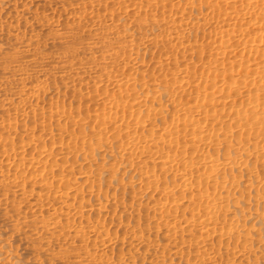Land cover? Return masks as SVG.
Returning a JSON list of instances; mask_svg holds the SVG:
<instances>
[{
    "label": "bare ground",
    "instance_id": "6f19581e",
    "mask_svg": "<svg viewBox=\"0 0 264 264\" xmlns=\"http://www.w3.org/2000/svg\"><path fill=\"white\" fill-rule=\"evenodd\" d=\"M183 2L0 0V264H264V0Z\"/></svg>",
    "mask_w": 264,
    "mask_h": 264
},
{
    "label": "rangeland",
    "instance_id": "374dc122",
    "mask_svg": "<svg viewBox=\"0 0 264 264\" xmlns=\"http://www.w3.org/2000/svg\"><path fill=\"white\" fill-rule=\"evenodd\" d=\"M172 1L176 2L177 0H176V1H175V0H172ZM186 1H187V0H185V2H183V3H181V4L179 3L180 5H178V6L180 7L179 12H181L182 14L184 13L185 15H187L186 13H188V11H186L187 8L189 7L188 4H190V2L192 3L193 0H188V1H190V2H188V1L186 2ZM230 1H231V0H229V1L227 0V2H230ZM185 3H187V4H185ZM182 4L185 5L184 8L182 7V6H183ZM198 4H199V3H198ZM198 4L195 3V6L198 7L199 5H201V3H200L199 5H198ZM187 6H188V7H187ZM202 6H203V4L201 5V7H202ZM185 7H187V8H185ZM204 7H205V6H204ZM182 8H183L185 11H184ZM173 9H175V8H173ZM203 9H204V8L202 7V10H203ZM168 10H170V9H168ZM180 10H182V11H184V12H182V11H180ZM206 11H207V10H206ZM230 11H231V10H229L228 12H230ZM169 12H170V13H169ZM169 12H168V15H169V16H170L171 14H173V11H169ZM179 12L176 13L178 16L175 15V13H174V16H176V17H179V18H182V17H183V18H182L183 20L178 18V19H179V22H178V23H181V22L184 21L183 24H182V23L179 24V27H182V26L184 27L185 23H186V27H184V28L182 27L181 29H184V30H182V31H181L180 28L178 29V30H180L181 33H183V34L179 33L178 30H177L178 32L176 31V34L178 33V35H179V37H180L179 39H178V36H177L175 33L173 34V35H174V40H175V38L177 37L176 39L178 40V42L176 41V43L178 44V46L180 45V47H178V48H181V47H182V48H187V47H188V49H189L190 52L188 51V49H187V50L185 49V50H186V53L184 52L185 50H183V52H182V56L180 55L181 53L178 54L179 56H181V58H182V57H183L184 59L187 58L185 61L183 60V58L181 59L178 55H177V56H178L177 58H178V61H179V58L181 59L182 62L184 61L183 63H184L185 65H184L183 63H181V65H180V68L183 67V68H182V71H183L184 68H186V66H188V67L186 68L187 70H188V69H191L192 67H193L194 70H195V69H198V68H196L197 66H200V65H203V66H204L203 62H204V63H206V61H207V62H209V61L211 62L210 59H209V61H208L207 57H206V59H205V55L203 56V58H204L205 60H204V59H203V60H200V59H197V58H198V57L201 58V54H203V52H204L203 50H205V48H204L203 46L206 47V44H205V43H207V42H208V39H210L209 37H211V35H213V33H212V31H211L210 29L207 30V26H209V24H213V23H214V21H212V20H215V17L212 16L214 19L211 18V16H209V14H210L209 11H207V12L204 13L205 15L202 14V15H204V18H201V17H203V16L200 17V16L196 15V16H197V17H196L197 19L193 18V16H192V18L190 17L192 20H191V19H188V20L186 21V20L184 19V17L187 19L188 16H189V14H188V16H185L184 14H183V16H182L181 14H179ZM202 13H203V12H202ZM207 14H208V17H207ZM179 15H180V16H179ZM174 16L172 15L173 18H176V17H174ZM214 16H215V15H214ZM194 17H195V14H194ZM209 17H210V18H209ZM206 18H207V19L209 18V19H208V22L206 21V20H207ZM201 19H203V20H204L203 22H205V23H202V24H201V23H200V22H202ZM205 19H206V20H205ZM211 19H212V20H211ZM180 20H181V22H180ZM190 20H191V21H190ZM194 20H195V22H194ZM197 21H198L199 23H198ZM189 22L192 24V26H191V24H189ZM193 22H194V23H193ZM206 22L208 23V25L206 24ZM197 23H198V25H196ZM188 24H189V25H188ZM200 24H201V25H200ZM180 25H181V26H180ZM206 25H207V26H206ZM195 26H196V27H195ZM202 26H203V27H202ZM191 27H192V28H191ZM197 27H199V28H197ZM200 27H202V28H200ZM185 28H188V29L186 30ZM196 28H197V29H196ZM191 29H193V30H191ZM194 29H196L197 33H196V31H195ZM189 30H190V31H189ZM205 30H207L206 33H205ZM209 30H210V32H208ZM185 31H186V32H185ZM187 31H188V32H187ZM198 31H199V32H198ZM190 32L192 33V35H191ZM202 32H203V34L206 35V37H205V35L202 34ZM187 33H188V34H187ZM194 33H195L197 36H195ZM200 33H201V34H200ZM207 33H208V34H207ZM175 35H176V37H175ZM181 35H182V36H181ZM185 35H188V37H189V35H190V37H191V36H194V37L191 38V40H192V39H193V40H192V41H191V40H187V38H184ZM209 35H210V36H209ZM230 35H231V34H230ZM171 37H173V36H171ZM190 37H189V38H190ZM201 37H203V38H201ZM228 37H230V36H228ZM181 38H184V39H181ZM207 38H208V39H207ZM212 38H213V37H212ZM226 38H227V37H226ZM226 38H225V39H226ZM185 39H186V40H185ZM197 39L200 40V41H198ZM205 39H206L207 41H206ZM181 40H182V41H181ZM183 40H184L186 43H187V41H189V43H188L189 46H188L185 42H183ZM194 40L196 41V43H195V44H192V43L194 42ZM204 40H205V41H204ZM212 40H213V39H212ZM180 41H181V42H180ZM202 41L205 42V43H204L205 45H204V44L202 45V43H203ZM179 42H180V43H179ZM182 42H183V43H182ZM199 42H201V43H199ZM181 43H182V44H181ZM140 44H141V43H140ZM140 44H139V46H141ZM197 44H198V45H197ZM200 44H201V46H200ZM194 45L197 46V48L193 47ZM198 46H200V47H198ZM202 47H203V48H202ZM182 48H181L180 50H182ZM192 48H193V49H196L195 52L192 50ZM200 48H202L203 50L200 49ZM198 49H199V52L197 51ZM151 50H152V52H151ZM200 50H201V51H200ZM153 51H154V52H153ZM196 51H197V53H198L197 56L195 55V54H197ZM202 51H203V52H202ZM192 52H193V53H192ZM206 52H207V51L205 50L204 53H206ZM153 53L155 54V56H154ZM189 53H190V54H189ZM191 53H192V54H191ZM199 53H200V54H199ZM141 54H142V53H140V55H139V62H140L139 64H141L143 68L146 66L145 69H147V67H149V65H150L151 63L153 64V62H155L156 52H155L154 49L151 48V49H150V53H148V56H147V54L145 55V57L147 56L146 58H149L148 61L151 60V59H150L151 56L154 57V58L152 59L153 61L151 60L152 62L149 61V64H147V61H145V60H147V59L144 58V56L141 55ZM151 54H152V55H151ZM149 55H150V56H149ZM183 55H184V56H183ZM187 55H188V57H187ZM190 55H191L192 57H190ZM194 55H195V57H194ZM151 58H152V57H151ZM191 58H192V60H191ZM193 58H194V59H193ZM188 59H189V60H188ZM195 59H197V60H195ZM194 60H195V62H194ZM199 60H200V61H199ZM188 61H189V62H188ZM196 61H197V62H196ZM187 62H188V63H187ZM192 62H194V64H193ZM186 63H187L188 65H187ZM190 63H191V64H190ZM197 63H198V64H197ZM146 64H147V65H146ZM189 64H190L191 66H190ZM144 65H145V66H144ZM207 65H208V64H207ZM207 65H205V66L207 67ZM189 66H190V67H189ZM142 67H141V68H142ZM200 67H201V66H200ZM200 67H199V68H200ZM208 67H209V66H208ZM180 68H179V70H180ZM193 68H192V71H193ZM145 69H143L142 71H144ZM188 71H189V70H188ZM187 74H189V73H187ZM187 74H185V78H186V75H187ZM187 76H188V75H187ZM185 78L183 77V80H185ZM184 84H185V85H184ZM184 84H183V85H184V88H185V92L187 93V91H189V90H187V89H188V85H186V83H184ZM183 85H182V86H183ZM168 99H169V101H170V97H169ZM171 99H172V98H171ZM163 100H164V99H163ZM163 100H162V103H164L165 100L167 101V99H165L164 101H163ZM165 103H166V102H165ZM165 103H164V104H165ZM167 103H168V102H167ZM167 103H166V104H167ZM83 151L85 152V151H87V150L83 149L81 152H83ZM86 153H87V152H86ZM83 154H85V153H83ZM80 162H81V163H85V162H83V161H80ZM72 163H73V162H69V161H67V162H63V164L61 165V167H62V169L64 170V172H67V171H74V172H75V171H76V167H78V166L81 164V163H79V161H78L77 163H75V164H74V163L72 164ZM84 171H86V169H84L83 172H84Z\"/></svg>",
    "mask_w": 264,
    "mask_h": 264
}]
</instances>
